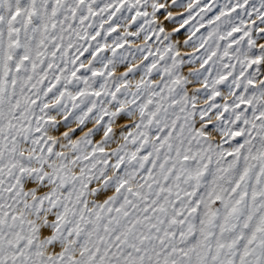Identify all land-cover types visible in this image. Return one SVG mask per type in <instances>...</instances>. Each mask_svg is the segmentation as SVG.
<instances>
[{
  "label": "snow or ice",
  "instance_id": "obj_1",
  "mask_svg": "<svg viewBox=\"0 0 264 264\" xmlns=\"http://www.w3.org/2000/svg\"><path fill=\"white\" fill-rule=\"evenodd\" d=\"M0 264H264V0H0Z\"/></svg>",
  "mask_w": 264,
  "mask_h": 264
},
{
  "label": "bare ground",
  "instance_id": "obj_2",
  "mask_svg": "<svg viewBox=\"0 0 264 264\" xmlns=\"http://www.w3.org/2000/svg\"><path fill=\"white\" fill-rule=\"evenodd\" d=\"M121 71H123V69H121Z\"/></svg>",
  "mask_w": 264,
  "mask_h": 264
},
{
  "label": "rangeland",
  "instance_id": "obj_3",
  "mask_svg": "<svg viewBox=\"0 0 264 264\" xmlns=\"http://www.w3.org/2000/svg\"><path fill=\"white\" fill-rule=\"evenodd\" d=\"M122 51V50H121Z\"/></svg>",
  "mask_w": 264,
  "mask_h": 264
}]
</instances>
